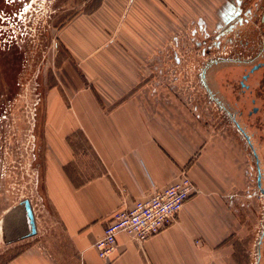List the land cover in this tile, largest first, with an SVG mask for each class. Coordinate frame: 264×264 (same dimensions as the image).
I'll list each match as a JSON object with an SVG mask.
<instances>
[{
  "label": "crops",
  "instance_id": "1",
  "mask_svg": "<svg viewBox=\"0 0 264 264\" xmlns=\"http://www.w3.org/2000/svg\"><path fill=\"white\" fill-rule=\"evenodd\" d=\"M232 2L83 0L55 29L39 141L52 227L44 248L0 264H237L228 250L245 237L238 230L250 206L241 144L212 132L201 108L194 112L175 87L164 90L162 71L151 70L179 30H214ZM182 172L195 191L173 223L143 244L121 233L111 258L98 259L93 244L112 214Z\"/></svg>",
  "mask_w": 264,
  "mask_h": 264
},
{
  "label": "rangeland",
  "instance_id": "2",
  "mask_svg": "<svg viewBox=\"0 0 264 264\" xmlns=\"http://www.w3.org/2000/svg\"><path fill=\"white\" fill-rule=\"evenodd\" d=\"M81 1L9 0V8L19 7L20 12L7 19L0 16V59L10 64L6 69L0 68V89L7 92L6 96L0 94V104H4V108L0 107V263L19 250L44 248L42 239L52 227L42 189V148L39 142L43 120L42 83L55 66V29L79 9ZM19 14L21 19H18ZM185 32L179 30L176 33L180 40L177 49L180 65L171 60L174 48L170 40L154 54V57L162 56L164 63L154 60L151 70L159 68L163 73L160 86L164 90L175 87L174 91L180 93V99L187 104L190 97L185 92L190 87V80L182 73L191 64L183 61V55L189 51L192 53V49L188 47L191 45L187 43ZM7 47L14 51L3 55ZM18 62L20 65L15 74L13 70ZM3 70L6 74L1 73ZM176 76L178 81L174 82ZM250 163L254 166L252 160ZM249 202L248 212L243 214L238 230L240 236L245 237L233 238L232 245L236 248L228 250L232 252V263L255 264L256 261L257 242L264 223L263 198L253 197ZM25 203L30 208L36 234H32L33 230L25 219Z\"/></svg>",
  "mask_w": 264,
  "mask_h": 264
},
{
  "label": "flooded vegetation",
  "instance_id": "3",
  "mask_svg": "<svg viewBox=\"0 0 264 264\" xmlns=\"http://www.w3.org/2000/svg\"><path fill=\"white\" fill-rule=\"evenodd\" d=\"M0 1V16L7 19L20 12L19 7L9 8V0ZM185 34L192 49L183 55V61L191 64L182 73L190 80V87L183 90L190 97L187 105L194 112L201 108L212 132L217 129L240 142L246 158L248 200L261 196L264 206V0H233L221 26L208 30L194 23ZM179 45V39L173 43L171 60L175 65L181 63ZM10 47L3 55L14 51ZM9 65L0 59L1 69ZM19 65L14 67L15 74ZM0 94L6 96L7 92L0 89ZM0 107L4 108L3 102ZM257 247L255 264H264V223Z\"/></svg>",
  "mask_w": 264,
  "mask_h": 264
},
{
  "label": "built area",
  "instance_id": "4",
  "mask_svg": "<svg viewBox=\"0 0 264 264\" xmlns=\"http://www.w3.org/2000/svg\"><path fill=\"white\" fill-rule=\"evenodd\" d=\"M194 191L190 179L182 172L177 180L152 196L114 212L101 237L93 244L98 259L107 262L111 258L116 250L117 236L121 233L143 244L170 226Z\"/></svg>",
  "mask_w": 264,
  "mask_h": 264
},
{
  "label": "water",
  "instance_id": "5",
  "mask_svg": "<svg viewBox=\"0 0 264 264\" xmlns=\"http://www.w3.org/2000/svg\"><path fill=\"white\" fill-rule=\"evenodd\" d=\"M24 210H25V219L27 221V224L30 227V229L33 230L34 228H33L32 214L27 203L24 204Z\"/></svg>",
  "mask_w": 264,
  "mask_h": 264
}]
</instances>
